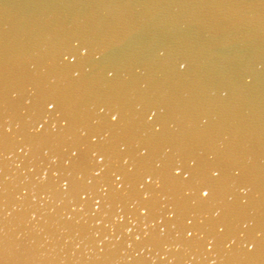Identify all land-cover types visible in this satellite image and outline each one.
<instances>
[{
	"label": "water",
	"instance_id": "1",
	"mask_svg": "<svg viewBox=\"0 0 264 264\" xmlns=\"http://www.w3.org/2000/svg\"><path fill=\"white\" fill-rule=\"evenodd\" d=\"M0 264H264V0H0Z\"/></svg>",
	"mask_w": 264,
	"mask_h": 264
}]
</instances>
